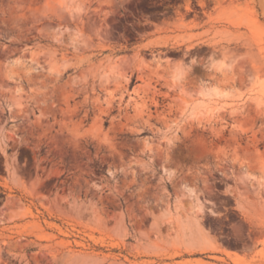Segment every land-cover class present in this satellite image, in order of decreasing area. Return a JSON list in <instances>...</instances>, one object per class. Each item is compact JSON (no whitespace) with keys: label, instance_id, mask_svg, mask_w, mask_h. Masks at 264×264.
<instances>
[{"label":"rangeland","instance_id":"374dc122","mask_svg":"<svg viewBox=\"0 0 264 264\" xmlns=\"http://www.w3.org/2000/svg\"><path fill=\"white\" fill-rule=\"evenodd\" d=\"M0 264H264V0H0Z\"/></svg>","mask_w":264,"mask_h":264},{"label":"water","instance_id":"95a60500","mask_svg":"<svg viewBox=\"0 0 264 264\" xmlns=\"http://www.w3.org/2000/svg\"><path fill=\"white\" fill-rule=\"evenodd\" d=\"M11 202H13V200L12 199H8L7 202H6V205H8Z\"/></svg>","mask_w":264,"mask_h":264},{"label":"bare ground","instance_id":"6f19581e","mask_svg":"<svg viewBox=\"0 0 264 264\" xmlns=\"http://www.w3.org/2000/svg\"><path fill=\"white\" fill-rule=\"evenodd\" d=\"M55 63H56V62H55ZM185 186H186V185H185ZM185 186H183V187H185ZM184 189H185V188H184ZM188 190H189V189H187V190L185 189V191H188Z\"/></svg>","mask_w":264,"mask_h":264}]
</instances>
